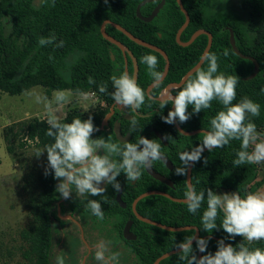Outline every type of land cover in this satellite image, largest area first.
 <instances>
[{
  "label": "trees",
  "instance_id": "1",
  "mask_svg": "<svg viewBox=\"0 0 264 264\" xmlns=\"http://www.w3.org/2000/svg\"><path fill=\"white\" fill-rule=\"evenodd\" d=\"M36 1L0 0V100L3 94L20 96L40 86L46 89L48 94L56 91L77 94L94 92L100 100L113 103L110 95L113 91L110 77L119 76L124 72L122 67L125 60L120 48L106 40L101 33V26L107 20L121 25L135 37L158 46L167 53L170 70L163 85L180 82L187 72L198 64L208 44L207 35L199 36L188 47L178 44L176 36L186 17L177 0H165V6L150 23L137 17V7L144 0H107V3L105 0H54V4L53 0H41L39 7L35 6ZM160 2L142 7V15L150 16ZM182 2L191 21L181 40L188 42L195 32L202 29L213 35L210 52L219 57L218 72L237 76L239 79L233 103L248 97L260 105V115L250 119L255 123L260 137L264 139V0H241L242 9L247 13L245 19L233 12H213L211 6L215 0ZM230 29L234 32L239 51L258 62L259 71L256 74L255 63L241 58L234 51L230 42ZM106 31L133 53L139 65L138 84L146 92L152 78L148 75L147 65L141 58L149 54L156 56L159 62L157 70L162 73L166 67L165 58L160 53L135 43L111 24L106 26ZM52 34L56 36V43L61 40L64 42L63 47H56L55 43L43 47L39 45L41 37L47 38ZM225 52L227 56L224 55ZM76 53L82 56L70 67V77L67 79L63 74L67 70V59ZM129 63L131 64V60ZM201 68L206 69L207 64L204 63ZM89 77L95 80L94 84L88 83ZM101 83L108 85V93L99 92ZM221 109L222 105L214 100L210 109L193 114L186 123L180 125L187 131L210 130V119ZM188 111H192L191 106ZM104 115L105 112L91 115L95 126H100ZM77 117L83 120L89 116L73 110L60 122L70 123ZM47 128V120L38 118L30 120L23 126L28 138L37 141L38 146L42 148L54 142L51 137L45 135ZM185 138L195 147L201 143L203 136L198 134ZM239 149L240 141L234 140L223 148L203 153L201 161L195 163L192 170V184L195 185L197 192L210 188L216 194L225 191L244 195L247 192L257 193L262 188L264 178L258 180V164L238 167L233 165ZM180 163H176V167L180 166ZM172 180L174 188L170 189L169 193L175 198L184 199L187 175L179 176L172 173ZM42 182L43 193L37 198H31L29 202L34 223L28 231L22 233L23 239L29 244V248L23 253L29 264H52L53 232L50 229V207L58 199L59 193L56 191L58 181L54 179V174L50 173L47 176L44 174ZM144 192L147 191L142 189L136 196ZM40 202H43L42 208L38 207ZM206 206L205 198L200 211L193 215L188 212L185 203H176L161 196H151L141 200L137 210L143 217L163 225L197 227L200 237L212 235L219 239L223 238L226 243L233 246L242 242L243 238L240 236L235 240L228 239L222 228L214 230L211 234L203 231L200 218ZM132 218L135 221V233L141 241V246L136 249L140 264H154L163 254L175 250V242H182L185 237L196 233L195 230L170 232L141 222L134 216ZM217 223L219 225V219ZM244 243L250 248H264V241ZM193 246L195 247V244ZM216 250L217 241L210 239L208 251L214 253ZM160 264L183 262L176 254Z\"/></svg>",
  "mask_w": 264,
  "mask_h": 264
},
{
  "label": "clouds",
  "instance_id": "2",
  "mask_svg": "<svg viewBox=\"0 0 264 264\" xmlns=\"http://www.w3.org/2000/svg\"><path fill=\"white\" fill-rule=\"evenodd\" d=\"M105 2L107 3V0ZM38 43L42 47L54 43L56 47H63L64 44L62 40L56 43L54 34L47 38L41 37ZM224 55L227 56V52ZM141 59L147 65L153 87L159 88L163 73L157 70V57L149 54ZM200 59L207 64V68H197L193 75L186 78L175 95L168 89H164L159 96L151 92L146 93L137 83L135 76L124 71L119 76L110 77L113 88L111 98L115 101V106L137 113L146 100L158 103L161 110L170 104L172 109L168 111L167 116L161 117L162 121L169 125L186 123L193 114L210 109L214 100L222 105V109L210 119V130L201 131V143L190 151L183 150L178 153L181 163L175 167V175L186 176L189 168L201 161L205 150L211 152L215 148H223L234 140L240 141V149L233 161L235 167L264 162V140L260 139L256 125L250 119L260 115V105L248 97L233 103L237 95L238 77L218 72L219 57L215 53L205 52ZM88 83L94 84L95 80L89 77ZM99 92L108 93V85L101 83ZM30 95H34L35 102L42 103L50 113L45 135L51 137L54 142L46 145L37 155L47 152L48 164L44 174H54V179L59 181L56 191L63 199H71L75 192L80 200L86 201V207L91 213L101 220L104 218L101 202L89 199L90 196L104 197L107 185H112L114 190L119 192L121 184L117 177L121 173L127 181L134 182L139 180L142 170L151 168L154 161L164 159L161 141L157 142L144 136H140L136 143H115L110 136L107 139H93V133L99 129L94 125L92 116L83 120L77 117L70 123H62L55 115L52 100L41 94ZM66 101L67 97L63 92L55 94L54 102L57 105ZM189 106L192 108L191 112L188 111ZM141 129L137 119L132 117L129 134ZM180 133L183 134L182 131ZM162 139L169 141L172 138L165 135ZM204 163H207L206 159ZM184 197L183 203L193 215L200 211L206 198L207 206L200 218L203 231L211 234L214 230L222 228L228 239L235 240L240 236L243 240L233 246L231 243H225L222 238L217 241V250L212 253L208 251L210 237H200L197 234L187 236L182 242L174 243V248L179 250V260L183 264H264V248H250L244 243L264 241V193L216 194L210 188L197 192L195 185L189 181ZM106 252V245L100 242L95 249V259L100 264H119V252L110 255H106ZM197 253L203 255L198 256ZM57 264H66L65 257H57Z\"/></svg>",
  "mask_w": 264,
  "mask_h": 264
},
{
  "label": "flooded vegetation",
  "instance_id": "3",
  "mask_svg": "<svg viewBox=\"0 0 264 264\" xmlns=\"http://www.w3.org/2000/svg\"><path fill=\"white\" fill-rule=\"evenodd\" d=\"M130 60L131 59L128 58L127 65L125 63L122 68L123 71H127L129 74L135 75V66L132 60L131 64L129 63ZM166 78L161 82L159 88H153L149 91V87L153 84L152 82L147 86L146 93L151 92L153 95L159 96V94L164 89H167V87L172 84L165 83L163 85ZM138 80L139 65L137 83ZM176 90L177 89L172 90L173 95L176 94ZM97 100L99 102L100 98L97 97ZM171 109L172 105L169 104L163 110H161L158 103H152L150 101H146L145 104L138 110V113L133 112L130 109L115 106V101L111 104L105 102V106H100L99 111H97L94 115H99L104 112L105 115L101 119V124L99 127H97L98 129L101 127L104 119L107 118L109 114H111V116L103 129H99V131L93 133V139L99 137H104L107 139L110 136L112 142L115 143H122L123 139L129 143H136L140 136H144L148 139H155L157 142L161 141L164 159L154 161L150 169L159 174L162 178L167 179L169 183L156 179L151 175L148 169L142 170L141 177L139 180L134 182L127 181L125 175L121 173L120 176L117 177L118 182L121 184V190L119 192L115 191L112 185H107V190L104 193V197H89V199H95L101 202L104 213L103 220L94 216L91 213V210L86 207V201L80 200L79 196L75 192L73 193L72 198L67 200L63 199L60 194L57 195V201L50 207V229L53 232L51 254L54 246L55 233H60L61 231H74L77 236V241L83 247L81 264H100V262L95 259V249L100 242H103L106 245V255H110L113 252L120 253L119 264H129V261L131 260H136L140 264V259L136 249H139L141 246V241L138 239V235L135 233V221L132 216L138 219L135 216L133 204L135 200L142 194L139 196L136 195L142 189L146 190L147 192L160 191L170 194L169 190L174 188L172 173H174L176 163H180L178 153L180 151L189 150L190 148L194 147L193 143L188 142L185 137L190 138L196 135L187 136L181 134L175 124H173L175 127L174 128L172 125L166 124L162 121L161 117L167 116L168 111ZM132 117L137 119L139 126L142 129L129 134L128 130L130 127V119ZM117 125L118 130L121 133L122 140L117 136ZM179 126L182 128L180 124ZM183 130L186 132H192L185 129ZM165 135L170 136L172 139L169 141L163 140L162 137ZM155 182L159 184L157 185ZM154 186H158L160 188H153ZM42 205L43 202H40L38 207L42 208ZM127 229L129 232L126 233Z\"/></svg>",
  "mask_w": 264,
  "mask_h": 264
},
{
  "label": "rangeland",
  "instance_id": "4",
  "mask_svg": "<svg viewBox=\"0 0 264 264\" xmlns=\"http://www.w3.org/2000/svg\"><path fill=\"white\" fill-rule=\"evenodd\" d=\"M41 0L35 2L39 7ZM213 12H233L243 19L247 13L242 9L241 0H215L211 6ZM82 54L76 53L67 59V70L63 72L69 79L70 67ZM63 92L67 101L57 105L55 94ZM30 94H41L53 101L55 115L59 120L67 117L73 110L90 116L99 111L97 94L86 96L70 91H56L51 94L37 86ZM10 96L3 94L0 100V264H29L23 253L29 244L22 233L34 223L29 202L39 197L43 191V176L47 167V152L26 135L23 126L34 118L48 120L50 113L44 105L35 102L34 95ZM260 139H262L260 137ZM264 140V139H262ZM258 180L264 178V162L258 164ZM229 192H219L225 194ZM264 193V187L260 190ZM83 247L77 241L74 231L55 233L52 250V264H57V257H65L66 264H81ZM129 264H139L136 260Z\"/></svg>",
  "mask_w": 264,
  "mask_h": 264
},
{
  "label": "water",
  "instance_id": "5",
  "mask_svg": "<svg viewBox=\"0 0 264 264\" xmlns=\"http://www.w3.org/2000/svg\"><path fill=\"white\" fill-rule=\"evenodd\" d=\"M158 1H161V2L157 5V7L155 8V10L153 11V13H152L150 16L145 17V16L142 15V13H141V9H142V7H144L145 5H147V4H149V3L158 2ZM177 3H178V5H179L181 11L184 13V15H185V17H186V21H185V23H184L183 26L179 29V31H178V33H177V36H176V40H177L178 44L181 45L182 47H188V46H190V45H191V44H192V43H193V42H194L199 36H201V35H207V36H208V44H207V47H206V49L204 50L203 54H204L205 52H210V50H211V48H212V45H213V35H212L211 33L207 32L206 30H203V29H202V30H198L197 32H195V33L192 35L191 39H190L188 42H183V41L181 40V36H182L183 32L186 30V28L189 26L191 19H190V15H189L188 11L185 9V7H184V5H183L182 0H177ZM164 6H165V0H144V1H142V2L138 5V7H137V17H138L139 19H141L142 21L146 22V23H150V22H152V21H153L158 15H159L160 11L163 9ZM108 24H111V25L114 26L116 29H118L119 31H121L122 33H124L126 36H128V37H129L132 41H134L135 43H137V44H139V45H141V46H143V47L149 48V49H151V50H154V51L160 53V54L165 58V60H166V67H165V70H164V72H163V80L166 78V76H167V74H168V72H169V70H170V59H169L167 53H166L163 49H161L160 47L155 46V45H153V44H151V43H148V42H146V41H144V40H142V39H140V38L135 37L132 33H130L128 30H126L125 28H123L121 25H119V24H117V23H114V22H112V21H110V20L105 21V22L102 24V26H101V33H102L103 37H104L106 40H108L109 42H111V43L115 44L116 46H118V47L122 50V52H123V54H124V58H125V63H126V65H127V63H128V58H130V59L132 60V62L134 63V66H135V75H134V76H135L136 80L138 79V63H137V60H136V58L134 57L133 53H132L128 48H126L121 42L117 41L115 38L111 37V36L107 33V31H106V26H107ZM230 42H231V45H232L234 51L236 52V54H237L238 56H240L241 58H244V59H249V60H251V61H253V62L255 63V74H256V73L259 71V64H258V62H257L253 57L243 55V54L239 51V49H238L237 46H236V40H235L234 32H233V30H231V29H230ZM202 56H203V55H202ZM203 64H204V62H202L201 59H200V61L198 62V64H197L196 66H194L191 70H189V71L187 72V74L182 78V80H181L180 82L170 84V85L167 87V89L170 90V91H172L173 89H179V88H181L182 85H183V83H184V81L186 80V78H187L189 75H193L194 72H195V70H196L197 68H201ZM255 74H254V75H255ZM163 80H162V81H163ZM153 88H154V87H153V84H152V85L149 87V91H150L151 89H153ZM110 116H111V114H109V115L107 116V118L104 119V121L102 122V125H101V127H100L99 129H103V128H104V126L107 124V121H108V119L110 118ZM175 125H176V127L178 128V130H179L180 132L182 131L183 134H184V135H187V136L197 135V134H200L201 131H202V130H196V131H192V132H186V131H184V130L179 126L178 122H177ZM116 133H117L118 138L122 140V138H121V133H120L119 130H118V125H117V128H116ZM123 141H124V139H123ZM206 151H207V150H205L204 152H206ZM204 152H203V153H204ZM193 167H194V165H193L191 168H189V170H188V174H187V183H188L189 181L192 183V170H193ZM148 170H149V172L151 173V175L154 176L156 179L161 180V181H163V182H168V183H169V181H167V179L162 178L159 174L155 173V172L152 171L150 168H149ZM153 195L164 196V197H166V198H168V199H170V200H172L173 202H176V203H183V201L185 200V198H184V199L175 198V197L171 196L170 194H167V193H164V192H160V191H150V192L144 193V194L140 195V196L135 200V202H134V204H133V209H134L135 216H136L140 221H142V222H144V223H146V224H149V225H152V226H155V227L161 228V229H163V230L170 231V232H182V231L195 230V232H196L195 234H197V235L200 236V231H199V229H198L197 227H194V226H182V227H172V226H167V225H163V224H161V223H159V222L153 221V220H151V219H149V218H146V217H143L142 215H140V214L137 212V210H136V206H137L138 202H139L140 200L146 198V197L153 196ZM127 232H129L128 229L126 230V233H127ZM209 237H210V239H214V240H216V241L220 240L219 238H217V237H215V236H212V235H208V236H206L205 238H209ZM225 243H226V242H225ZM178 251H179L178 249H175V250H172V251H170V252H168V253H166V254H163L160 258H158V259L156 260V262H155L154 264H160L163 260H165V259H167V258H169V257H171V256H173V255L178 254V253H177ZM199 255H202V253H199L198 256H199Z\"/></svg>",
  "mask_w": 264,
  "mask_h": 264
},
{
  "label": "crops",
  "instance_id": "6",
  "mask_svg": "<svg viewBox=\"0 0 264 264\" xmlns=\"http://www.w3.org/2000/svg\"><path fill=\"white\" fill-rule=\"evenodd\" d=\"M34 88H35V87H34ZM34 88L30 89L29 91H27V92L23 93V94H22V95H20V96H23V95H28V94H30ZM28 96H29V95H28ZM263 187H264V185L262 186V188H263ZM262 188H261V189H262ZM261 189H259V191H258L257 193H260V190H261Z\"/></svg>",
  "mask_w": 264,
  "mask_h": 264
},
{
  "label": "built area",
  "instance_id": "7",
  "mask_svg": "<svg viewBox=\"0 0 264 264\" xmlns=\"http://www.w3.org/2000/svg\"><path fill=\"white\" fill-rule=\"evenodd\" d=\"M99 105H100V106H105V102L102 101V100H100V101H99Z\"/></svg>",
  "mask_w": 264,
  "mask_h": 264
}]
</instances>
